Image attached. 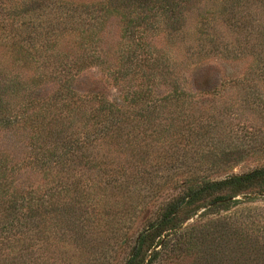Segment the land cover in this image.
<instances>
[{
    "label": "trees",
    "instance_id": "16d2710c",
    "mask_svg": "<svg viewBox=\"0 0 264 264\" xmlns=\"http://www.w3.org/2000/svg\"><path fill=\"white\" fill-rule=\"evenodd\" d=\"M113 1L118 2L116 6ZM185 1L105 0L88 6L61 0L41 5L40 0H35V9L51 6L47 12L49 29L32 37L36 61L41 59L43 65H51L46 72L38 73L36 81L52 80L56 88L49 96L39 97L37 93L39 98L29 99L24 108L4 104L0 90V126L29 125L33 154L29 163L45 176L54 171V176H58L57 193L75 191L78 195L55 197L54 186L42 190L32 186L15 187L17 165L0 153V254L9 262L5 264H31L36 244L60 239L63 232L56 230L59 229L56 223L51 224L50 215L54 216L52 219L60 215L61 222L74 225L77 220L73 214L84 209L81 197L89 191L99 190L103 195L120 199L132 196L133 206L146 198L150 204L156 203L165 184L177 189L176 193L158 201L156 214H148L142 205L146 223L135 234L131 248L118 264H156L175 251L178 255L195 254L196 264H264V236L259 242L256 229L260 225L255 215L248 213L243 221L216 217L209 221L213 227L207 231H197L194 224H184L200 207L206 206L208 213H219L239 203V195L264 194V164L245 172L211 178L212 174L231 169L232 163L225 164L231 158L223 156L226 162L222 166L201 160L214 156L217 137L225 132L222 124L229 105L224 101L217 106L214 102L205 104L207 99L194 101L193 95L171 78L168 64L138 50L148 46L150 32L160 28L173 32L180 29L184 12L180 2ZM222 1L224 6L230 0ZM226 5L220 12L225 11ZM119 11L121 38L129 46L133 45V49L122 56L119 69L113 70L112 75L115 80L127 77L137 80L135 87L122 97V103L111 101L104 94L82 93L73 88L77 73L100 59L95 43L101 18ZM86 14L91 19L85 20ZM64 37L74 38L77 52L60 49L59 43ZM9 39H13L10 40L13 44L20 42L14 36ZM232 52L238 55L236 50ZM171 83L173 88L164 93L154 89ZM52 107L55 109L50 112ZM36 108L38 112L33 111ZM30 109L34 115L26 114ZM164 141L171 151L156 156L148 168L147 162H143L147 149L158 147L156 142L159 145ZM187 145L195 146L197 156L195 165L190 167L184 165ZM252 148L255 149L250 146L244 152ZM222 154L228 155L224 149ZM135 155L138 157L133 158ZM186 168L187 171L191 168L190 174L179 178ZM52 228L56 236H50ZM117 230V233L122 231ZM85 234L81 229L74 240L87 241ZM122 239L121 249L127 245L128 237ZM252 241L253 246L247 245ZM231 244H239L244 249H232ZM256 251L260 253L254 259Z\"/></svg>",
    "mask_w": 264,
    "mask_h": 264
},
{
    "label": "rangeland",
    "instance_id": "374dc122",
    "mask_svg": "<svg viewBox=\"0 0 264 264\" xmlns=\"http://www.w3.org/2000/svg\"><path fill=\"white\" fill-rule=\"evenodd\" d=\"M40 1L41 5H46L53 0ZM61 1L95 6L105 0ZM117 3L113 1L112 4ZM36 4L35 0H0V90L4 94L2 102L4 104L7 102L13 108L19 106L24 108L29 99L37 97V93L39 97L49 96L56 88L52 80L36 81L40 71L46 72L51 68L49 64L43 65L41 59L36 61L37 55L34 54L32 40L35 33L49 29L47 12L51 6L35 9ZM180 4L184 7L180 29L173 32L160 28L158 31L150 32L147 37L150 45H145L144 49L139 48V52L168 64L171 78L180 88L191 93L194 101L207 99L205 104L211 105L214 102L217 106L220 101H224L229 105L224 116L226 120L224 119L222 124V130L225 132H220L217 137L215 144L218 148H214V156L201 160L203 163L222 166L226 162L224 156L232 160L225 164L232 163L233 166L226 172L219 171L210 175L211 178H220L226 173L245 172L264 164V0H230L224 6L222 0H187ZM226 4L228 7L220 12L227 6ZM120 12L101 18L95 43L100 59L82 68L73 81L75 91L104 94L116 103H122V97L137 84V80H129L128 77L115 80L112 75L113 70L119 69L122 56L131 53L133 49V45L129 46L128 42L121 38ZM232 15L234 18H228ZM84 19L91 18H87L86 14ZM10 36H14L16 42L18 40L20 42L11 43L13 39H9ZM73 40V37L62 38L59 43L60 49L69 53L77 52ZM233 50H236L237 56L233 55ZM131 66H134V63ZM172 88L171 83V86L160 84L154 89L156 92L164 93ZM154 89L152 88L153 91ZM54 109L52 107L49 111ZM33 111L38 112V109ZM26 114L34 115V112L30 109ZM31 134L29 125L0 126V153L6 154L9 162L17 165L14 186L39 187L41 190L54 186L55 197L78 195L75 191L57 193L58 176H54V171L45 176L38 167L29 163L33 155L29 140ZM162 135L161 140L164 138ZM148 137L149 133L147 139ZM151 138L149 137V140ZM149 142L152 147L155 146L152 145L154 142ZM157 144L156 142L158 147L147 149L148 152L143 158L148 168L154 163L156 156H163L171 151L165 141ZM250 146L255 149L252 148L253 150L245 153L244 150ZM187 147L184 165L190 167L195 165L197 156L194 154L195 146ZM223 149L228 155L222 154ZM137 157L138 155L133 156ZM190 171H187V168L186 171H181L182 175L179 178L184 179ZM174 177L177 178L178 175ZM166 186L165 184L162 189L164 191L161 192L159 199L161 201L164 198L169 199L176 193L177 189L173 190ZM151 189L154 190V187ZM98 191L91 190L85 197H81L84 209L73 214L77 220L74 225L68 221L61 222L60 215H57L56 219H52L54 216L50 215L51 224L56 223L59 227L56 230L62 231L63 235L60 239L50 240V243L36 244L31 264H57L59 261L62 262L59 264L121 262L131 248L135 234L146 223L143 219L145 212L141 213L142 205L148 214H156L159 200L150 204L146 198L131 206L132 196L125 195L123 196L125 198L121 196L120 199L110 194L103 195ZM237 199L239 203L227 210H220L219 213H208L206 206L200 207L184 224H194L197 231L203 229L207 231L213 227V222H209L211 219L231 217L243 221L246 215L251 213L255 215L254 218L260 225L256 230L258 241L261 242L264 236V194L239 195ZM54 229H50V236H56L52 232ZM81 229L86 232L84 238L87 241L74 240ZM117 229H121V233H117ZM123 237H128V241L121 249L123 239L120 240ZM235 241L231 240L232 243ZM254 244L253 241L252 244L247 243L250 246ZM230 247L244 249L239 244H231ZM176 252L178 251L168 253L156 264H196L195 254L178 255ZM259 253L256 251L252 257L258 258L256 255ZM0 263H9L5 260L4 254H0Z\"/></svg>",
    "mask_w": 264,
    "mask_h": 264
}]
</instances>
